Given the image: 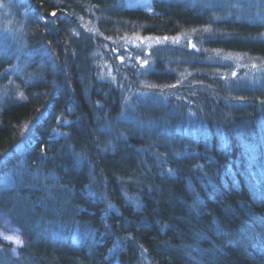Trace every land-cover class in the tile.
Here are the masks:
<instances>
[{
	"label": "trees",
	"instance_id": "obj_1",
	"mask_svg": "<svg viewBox=\"0 0 264 264\" xmlns=\"http://www.w3.org/2000/svg\"><path fill=\"white\" fill-rule=\"evenodd\" d=\"M24 1L36 79L0 94V220L23 244L0 264H264V78L207 61L264 59L262 24L192 0ZM132 34L176 39L141 69L113 50ZM105 57L116 80L86 99L77 63L97 87Z\"/></svg>",
	"mask_w": 264,
	"mask_h": 264
},
{
	"label": "rangeland",
	"instance_id": "obj_2",
	"mask_svg": "<svg viewBox=\"0 0 264 264\" xmlns=\"http://www.w3.org/2000/svg\"><path fill=\"white\" fill-rule=\"evenodd\" d=\"M147 1L149 0H137L138 4L146 10H149L151 7L149 5L147 6ZM23 2L25 1L0 0V57L7 56L12 58L11 64L5 69L4 73H0V94H5L8 90L16 92L18 90L16 86L18 82L24 81L28 83L36 79V76L31 75L32 73L29 69L31 62L30 54H26L24 49L28 12ZM192 2L202 4L203 6H219L221 9L226 10L225 15L235 13V17L244 16L252 21L260 22L264 27V0H192ZM77 19L78 22L72 28L75 34L77 33L83 36L86 35V31L95 29L94 18L78 16ZM175 39L168 38L167 42H173ZM165 40L160 36L132 34L129 37L117 39L115 41L117 46L112 47L116 54H118V48L120 46H125L126 48L131 47L133 53L128 50V55L130 57L135 56V59L139 61L138 65H140L141 69H150L154 64H152L153 57L149 53V48ZM193 46L191 45L189 48ZM138 49L146 53L145 57L137 53ZM212 53L207 61L211 62L209 64L213 63L221 66L218 67L219 72L225 75V77L241 78L252 82L264 78L263 58L250 57L238 52L212 51ZM80 55H84L86 58L87 56H91L88 53H80ZM147 55L149 57L145 64L144 59ZM105 58L102 61V66L96 68V78L101 81V85H96L97 87H95V81L93 79V69L89 64H82L81 61L77 63L79 69L78 79L86 99L90 98L93 90L96 92L101 91L105 81L110 82L114 79L116 80V73L110 60L107 57ZM140 80L143 81V79ZM101 92L105 91L102 90ZM1 97L2 95H0ZM68 112H71V108L68 109ZM56 132L60 133L58 129ZM21 234V230L8 219L4 218L0 220V244H9L13 255L17 254L18 249L23 244Z\"/></svg>",
	"mask_w": 264,
	"mask_h": 264
},
{
	"label": "snow or ice",
	"instance_id": "obj_3",
	"mask_svg": "<svg viewBox=\"0 0 264 264\" xmlns=\"http://www.w3.org/2000/svg\"><path fill=\"white\" fill-rule=\"evenodd\" d=\"M51 15L52 16H55L56 15V13L55 12H53V13H51ZM164 39H168L167 37H165ZM121 60H123V57H121ZM144 63L146 64L147 63V61H144ZM233 75H235V73H233Z\"/></svg>",
	"mask_w": 264,
	"mask_h": 264
}]
</instances>
